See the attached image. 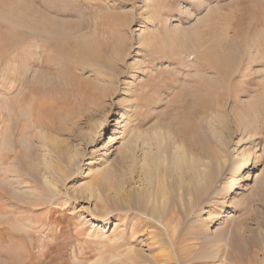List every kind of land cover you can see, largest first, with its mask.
Returning <instances> with one entry per match:
<instances>
[{
	"label": "rangeland",
	"instance_id": "1",
	"mask_svg": "<svg viewBox=\"0 0 264 264\" xmlns=\"http://www.w3.org/2000/svg\"><path fill=\"white\" fill-rule=\"evenodd\" d=\"M196 103L212 108L206 123L264 112V0H0V264H136L139 253L264 264V131L253 144L227 138L225 165L242 149L250 161L225 170L224 195L178 224L185 259L165 247L158 222L113 200L142 187L141 139L176 128ZM26 146L38 160L53 155V187L31 157L33 178H23Z\"/></svg>",
	"mask_w": 264,
	"mask_h": 264
},
{
	"label": "bare ground",
	"instance_id": "2",
	"mask_svg": "<svg viewBox=\"0 0 264 264\" xmlns=\"http://www.w3.org/2000/svg\"><path fill=\"white\" fill-rule=\"evenodd\" d=\"M36 13H37V11H36ZM26 17H28V16H26ZM45 30H48V29L46 28ZM49 32H51V31H49ZM61 32L59 31V33H61ZM57 35H56V37H57ZM54 36L55 35H53L52 37L55 38ZM60 36H61V34H60ZM87 50H90V49H87ZM76 53H77V51H76ZM90 53H92L91 50L89 51V54ZM102 57H104V56H102ZM109 59L110 58L108 57L107 60H109ZM94 60H96V57ZM107 64H110V63H107ZM107 64H105V65H107ZM40 67H41V65H40ZM29 82H31V81L29 80ZM35 88L37 90H39V87L38 88L35 87ZM45 90H47V89H45ZM54 91H56V90H54ZM205 98L203 97V100H205ZM45 102H43V103H45ZM253 103L256 105V102H253ZM196 104H197V105H195L196 107L194 109L192 108V111H190V113H188L187 119L185 121L181 122L179 126H176V128L174 126L171 128L168 127L169 131L164 132V131H162L161 128L155 127L153 132L150 134L149 137H145V138L141 139L140 144L143 146V150H142L143 156H142V159L140 162V168L139 169H140V174L142 176L140 178L142 187L139 186L140 188L138 187V189H136V191L134 190V191L129 192V190H128V192L123 193V195H121V192L116 191V193H115V195H116L115 199L116 200L113 199L116 202L118 200L120 201L121 199H123V202H125V204H126V205H124V209L125 210L130 209L131 211L137 212V214H136V215H138L137 217H139L143 221H146L147 224H155L156 222H158L162 226L161 229L164 232V235L166 236L165 243L167 246H165V247H168L170 249L173 246V251L180 258H183L187 252H188L187 254H189V252H191L190 251L191 248L188 247V248L184 249L183 247H180L178 249L179 252L177 251V246L175 245V243H176V240L178 237L177 236L178 234H176V231L178 229L177 228L178 224L183 219L188 218L189 215L196 214L199 211L203 210V208L207 204L217 201L218 197L221 194L224 195L225 189H221L220 191H218L217 184H218V182L221 181V179L223 177V172L225 170H228L232 173H237L241 169L247 167L246 165L250 161V157H251L250 150L242 149L241 152L239 154H237V157L232 161V163H228L227 165H225L227 159H229V161H230V155L228 154V151L226 150V146L228 143L227 138L232 137L235 134H237L236 136H238V134H239L240 139L238 140V142H240L242 140H250L251 144H253V142H255L257 140L256 138H254V135H256L257 133H262V131H264V112H260L258 114V112H256V110L254 108L253 109L256 112V114H258V116H255L252 119L250 118V116L245 115V114H242V117L244 116V119L242 117H237V115L235 114V116H233L234 118L232 120L231 119L226 120V118H225L226 116L223 118H221V117L216 118V117L211 115L212 121L210 119V121L209 122L207 121V123H206L205 122V117L207 116L206 114L208 113V110H209V114H210L211 113L210 109H212V108H210V106L205 105L206 103H202V104L196 103ZM12 105L15 107L14 108L15 110H17L18 107L20 106L18 100H16V101L13 100ZM190 107H192V106H190ZM41 109L43 110V108H41ZM215 110H218V109L215 108ZM213 111H214V109H213ZM44 112H47V111H44ZM21 114H24V113H21ZM213 114L215 115V113H213ZM18 115L20 116V118L19 117H17V118H19L21 120V118H22L21 115L20 114H18ZM22 116H25V114ZM27 119L28 118H26V120ZM13 120H14V118H13ZM17 123H15V124H17ZM31 123L32 122H30V124ZM38 124H40V123L38 122ZM25 125H26V122H25V124H22L21 127L19 126L20 130H24L25 127L28 126V125H26V126ZM31 134H32V132H31ZM8 137H9V135H8ZM23 138H25V137H23ZM110 138H111V136H109V140H110ZM136 141H138V140H136ZM244 142H247V141H244ZM4 143H5V140H4ZM6 144H8V143H6ZM1 145H3V144H1ZM29 146L23 147V150L27 152V155L29 153V158H26L27 156H24L22 159L23 165H25V167H26V173L23 174V178L27 179L33 173L32 167L30 165V157H31L32 160H34L36 162L38 161L36 171L38 173H40L42 171L47 172L50 176L49 184L52 185L51 176H53L55 173H58V170L56 169L54 164H53V167L50 164V161L52 158L49 155H52V154L51 153H48V154L44 153L45 154L44 157L40 158L38 160L37 158H34L35 155L30 154L32 151L31 152L29 151V149H30ZM49 147H50V145H49ZM5 148H6V146L4 147V149ZM8 148H9V146H8ZM0 149H1L0 153H3L2 146ZM131 149H133V148H131ZM18 150H14V154L16 156H17ZM8 151H9V149L7 150V153H8ZM49 152H51V151L49 150ZM107 152H108V142L105 144V152L104 153L108 154ZM129 152H131V153H129ZM9 153H10V151H9ZM10 154L8 156H10ZM123 154L124 155H122V156H124L125 160L133 162L132 150L127 149V151H124ZM15 155H13V157ZM11 156H12V154H11ZM72 156L73 155L68 156L69 159ZM40 157H42V156H40ZM45 157H47L48 159L50 158V161L49 160L46 161ZM52 157H53V155H52ZM255 158H257V155L255 156ZM5 159H7V157H5ZM6 162H7V160H6ZM39 164L42 166L39 167ZM224 166H226L227 168ZM55 176H57V175H55ZM59 176H61V175H59ZM31 177H32V175H31ZM256 177H258V176L256 175ZM47 178H49V177H47ZM45 181H46V179H45ZM4 185L0 184V189L2 190L3 193H5V191L7 190L6 185L5 186ZM7 187H9V186H7ZM51 187H53V185ZM10 191H11V189H10ZM11 193H12V191H11ZM14 194H13V196H14ZM8 196H10V195H8ZM22 199H24V198H22ZM14 200H17V199H14ZM45 200L43 199L41 201L44 202ZM254 200H255V198L250 196L241 202L239 201L238 206H240V210H245L249 206L251 207L252 204L254 203ZM119 201H118V203H120ZM38 202L40 203V201H38ZM141 213L147 214V217L151 218L152 220L148 219L147 217L141 218L139 216ZM222 239H223V237H222ZM220 241H221V239H220ZM179 246H181V245H179ZM182 250H184V251H182ZM134 258H136L134 260V262H136V264H139L140 261L144 262V264H162L160 260H162V258L164 259L166 257L162 256L160 253L154 257H150V256L147 257V255H144V253L143 254L139 253V255H135ZM184 259H185V257H184ZM167 260H169V259L167 258Z\"/></svg>",
	"mask_w": 264,
	"mask_h": 264
}]
</instances>
